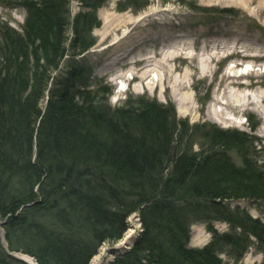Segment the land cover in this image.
Listing matches in <instances>:
<instances>
[{"label": "trees", "instance_id": "obj_1", "mask_svg": "<svg viewBox=\"0 0 264 264\" xmlns=\"http://www.w3.org/2000/svg\"><path fill=\"white\" fill-rule=\"evenodd\" d=\"M107 1L78 0L72 16L71 0H22V29L0 23V264H25L14 252L91 264L134 213L141 235L112 264H224L222 254L238 263L254 246L264 254V221L227 204L264 205V170L229 155L250 142L246 133L211 125L195 151V129L174 105L140 97L112 108L85 78L77 58L97 44ZM196 222L212 234L203 248L189 247Z\"/></svg>", "mask_w": 264, "mask_h": 264}, {"label": "rangeland", "instance_id": "obj_2", "mask_svg": "<svg viewBox=\"0 0 264 264\" xmlns=\"http://www.w3.org/2000/svg\"><path fill=\"white\" fill-rule=\"evenodd\" d=\"M20 1L0 0V23L22 29L28 11ZM81 10L71 0L72 16ZM97 16V44L77 59L112 108L140 97L174 105L178 119L195 129V151L211 125L244 132L250 142L229 155L237 166L253 158L264 170V0H108ZM227 204L264 221L260 201ZM127 221L123 238L100 246L91 264H112L134 246L142 232L139 214ZM214 226L220 233L230 228L222 221ZM0 237L7 249L1 226ZM211 240L206 223L191 226L189 247L203 248ZM221 257L224 264H261L264 254L254 246L238 263Z\"/></svg>", "mask_w": 264, "mask_h": 264}, {"label": "water", "instance_id": "obj_3", "mask_svg": "<svg viewBox=\"0 0 264 264\" xmlns=\"http://www.w3.org/2000/svg\"><path fill=\"white\" fill-rule=\"evenodd\" d=\"M10 255H12L14 258H16L17 260H19V261H21V262H23L25 264H31L25 258H23L22 256H17V255H14L13 253H10Z\"/></svg>", "mask_w": 264, "mask_h": 264}, {"label": "bare ground", "instance_id": "obj_4", "mask_svg": "<svg viewBox=\"0 0 264 264\" xmlns=\"http://www.w3.org/2000/svg\"><path fill=\"white\" fill-rule=\"evenodd\" d=\"M22 257L25 258L29 263H31V264H36L35 260L32 259V258H30L29 256L24 255V256H22Z\"/></svg>", "mask_w": 264, "mask_h": 264}]
</instances>
